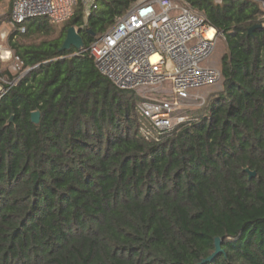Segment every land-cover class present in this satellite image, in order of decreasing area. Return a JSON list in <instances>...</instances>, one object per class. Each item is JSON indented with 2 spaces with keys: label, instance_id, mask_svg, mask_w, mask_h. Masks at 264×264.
<instances>
[{
  "label": "trees",
  "instance_id": "obj_1",
  "mask_svg": "<svg viewBox=\"0 0 264 264\" xmlns=\"http://www.w3.org/2000/svg\"><path fill=\"white\" fill-rule=\"evenodd\" d=\"M138 1L77 6L50 41L10 36L28 71L0 93V264H199L216 238L207 264H264V0H184L226 40L222 91L155 138L139 96L61 51L69 28L86 50Z\"/></svg>",
  "mask_w": 264,
  "mask_h": 264
},
{
  "label": "built area",
  "instance_id": "obj_2",
  "mask_svg": "<svg viewBox=\"0 0 264 264\" xmlns=\"http://www.w3.org/2000/svg\"><path fill=\"white\" fill-rule=\"evenodd\" d=\"M77 6L87 17L97 8L96 0H14L11 20L24 33L25 24L35 18L68 21ZM218 35L184 0H139L83 51L90 52L98 71L118 89L141 98V132L155 138L186 122L178 113L192 92L223 79L220 69L209 66ZM15 59L23 66L20 57Z\"/></svg>",
  "mask_w": 264,
  "mask_h": 264
},
{
  "label": "rangeland",
  "instance_id": "obj_3",
  "mask_svg": "<svg viewBox=\"0 0 264 264\" xmlns=\"http://www.w3.org/2000/svg\"><path fill=\"white\" fill-rule=\"evenodd\" d=\"M261 2V0H258ZM217 3H221L222 0H216ZM11 1L6 0L0 4V91H4L3 86L12 82L10 77H16L15 80L24 74L28 70H24L23 66H18L15 57L17 56L11 48L10 36L14 35L19 29L11 21ZM261 8L264 11V2L261 3ZM67 22V21H65ZM65 22L60 24H52V32L47 33H35L30 34L25 31L22 36H18L16 40L23 45L39 44L43 41H50L57 39L60 36ZM22 33V32H21ZM14 41V40H13ZM227 52V43L224 37L219 34L216 49L210 59L209 66L221 70V59ZM14 80V81H15ZM223 79L215 86L207 87L192 92L191 100L182 105L181 111L178 113L180 117H185L186 121L191 120L195 112L201 110L207 105L209 99L214 94L222 91ZM154 93L153 95H155ZM141 99V98H140Z\"/></svg>",
  "mask_w": 264,
  "mask_h": 264
},
{
  "label": "water",
  "instance_id": "obj_4",
  "mask_svg": "<svg viewBox=\"0 0 264 264\" xmlns=\"http://www.w3.org/2000/svg\"><path fill=\"white\" fill-rule=\"evenodd\" d=\"M262 25L255 26L249 30V33L252 34L253 31L256 28H260ZM85 47L84 41L82 36L80 35L79 31L76 29V27H71L67 31L66 38L63 42L61 51H68L71 50L72 48L78 50V51H83ZM13 122V118L10 119L8 124ZM32 122L38 124L40 122V112L36 111L32 113ZM245 171L249 174V179H252L256 177V172L251 171L250 169H245ZM222 240L220 238H216L215 240V252L207 259L203 260L199 264H207L212 262L217 256L223 253L222 248H221Z\"/></svg>",
  "mask_w": 264,
  "mask_h": 264
},
{
  "label": "crops",
  "instance_id": "obj_5",
  "mask_svg": "<svg viewBox=\"0 0 264 264\" xmlns=\"http://www.w3.org/2000/svg\"><path fill=\"white\" fill-rule=\"evenodd\" d=\"M11 9H12V6H11Z\"/></svg>",
  "mask_w": 264,
  "mask_h": 264
}]
</instances>
